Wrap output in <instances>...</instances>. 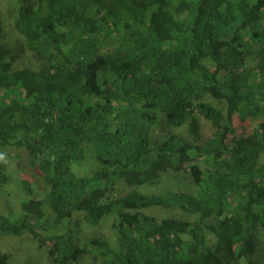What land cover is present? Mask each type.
<instances>
[{"label": "trees", "instance_id": "obj_1", "mask_svg": "<svg viewBox=\"0 0 264 264\" xmlns=\"http://www.w3.org/2000/svg\"><path fill=\"white\" fill-rule=\"evenodd\" d=\"M3 11L0 190L13 185L1 157L23 150L26 198L0 213L1 235L20 246L38 231L43 264H264V0H10ZM208 97L226 112L204 139ZM158 114L187 137L155 142ZM89 160L99 168L81 175ZM180 172L192 192H141ZM108 217L113 243L82 242Z\"/></svg>", "mask_w": 264, "mask_h": 264}, {"label": "rangeland", "instance_id": "obj_2", "mask_svg": "<svg viewBox=\"0 0 264 264\" xmlns=\"http://www.w3.org/2000/svg\"><path fill=\"white\" fill-rule=\"evenodd\" d=\"M10 0H0V9L5 12V9L8 10ZM206 102L209 103L213 109L214 113H211L207 119L201 118L202 125V135L204 139L211 137L214 128L213 122L217 119L218 115H224L226 112V104L224 102L216 101L212 98H206ZM154 140L155 142H159L165 139L167 136L171 134L180 135L184 138L187 137L185 128H173L167 126L164 117L161 114H158V124L154 129ZM6 153L10 155V157H1L5 164L8 165L9 169H11L10 175L13 178V185L11 183L7 184L2 190H0V213L17 214L18 205L22 200H25V196L22 194L21 189L19 187V179L21 178V171L24 165V162H21V158H16L17 155H24L23 150H18L16 148H9L6 150ZM264 161V156L262 160ZM16 167V171L14 170ZM203 167H207L204 165ZM99 168V164L95 163L93 160L85 161V163H80V174L83 175L85 170L93 171ZM6 188V190H5ZM34 186V195L33 199L41 200L44 198V194L40 189H36ZM5 190V191H4ZM184 191V192H192L193 188L187 178V175L184 173H167L164 174L162 181L159 183L157 188H153L151 190L145 188L141 189V192L144 194H162L168 191ZM160 215L162 214L159 213ZM111 223L110 218H105L104 225H100L97 229H85L81 234L82 242L92 238V236H104L105 238H109V240L113 243L115 239V235L111 232L109 228V224ZM40 233L35 231L34 234L28 236L27 241L20 242V246H18V239H14L11 237L3 236L0 234V252L10 254V264H43V260L41 255L35 251L36 245L34 241L39 238ZM101 238V237H100ZM36 239V240H35ZM33 243V244H32ZM46 249V247H43ZM44 252V251H43Z\"/></svg>", "mask_w": 264, "mask_h": 264}]
</instances>
